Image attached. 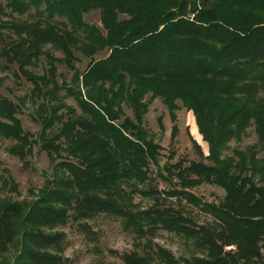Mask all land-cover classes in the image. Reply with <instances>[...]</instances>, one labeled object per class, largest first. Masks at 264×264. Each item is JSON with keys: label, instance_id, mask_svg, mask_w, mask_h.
Returning <instances> with one entry per match:
<instances>
[{"label": "trees", "instance_id": "obj_1", "mask_svg": "<svg viewBox=\"0 0 264 264\" xmlns=\"http://www.w3.org/2000/svg\"><path fill=\"white\" fill-rule=\"evenodd\" d=\"M91 11L100 26L84 22ZM41 58L39 74L30 68ZM80 58L89 59L81 71ZM0 70L31 84L21 97L0 98V137L24 167L36 145L52 163L33 199H0V264H71L56 228L73 220L92 233L83 220L100 213L120 218L137 240L123 264H264V0H0ZM148 95L174 123L177 100L191 111L208 153L193 140L199 159L161 165L143 126ZM28 101L35 135L16 116ZM250 126L257 142L231 149ZM152 165L170 186L163 193ZM203 183L223 198L196 195ZM134 193L153 202L141 207ZM182 202L210 219L197 223ZM158 231L193 252L175 256L153 241Z\"/></svg>", "mask_w": 264, "mask_h": 264}, {"label": "rangeland", "instance_id": "obj_2", "mask_svg": "<svg viewBox=\"0 0 264 264\" xmlns=\"http://www.w3.org/2000/svg\"><path fill=\"white\" fill-rule=\"evenodd\" d=\"M84 22L100 26L99 11H91L85 14ZM106 53L107 51L99 52L95 55V58H102ZM55 54L61 56L59 52ZM88 60L86 58H80L75 63L76 68L79 71L83 70ZM57 66L60 74L67 78L71 77V70L62 64H58ZM44 67L45 61L41 58L39 64L30 69L41 74ZM13 69L14 67L11 68V71ZM11 71L0 70V98L8 96L14 100L16 97L25 95L31 89L29 82L22 78L15 79ZM146 101H148V111L143 116V126L152 136L153 141L161 147L159 158L161 165L167 161L173 164L179 160L188 162L199 159V154L193 144V140L199 145L205 155L208 153L207 143L202 140L201 135L197 131L192 112L184 108L179 100H177L179 108L175 111V123L171 120L169 111L161 99L155 98L149 100L148 95L146 96ZM66 103L75 107L77 111H80L72 97L66 98ZM33 110V105L28 101L16 116L21 121L23 129L35 135L38 126L31 119ZM124 115L129 118L133 117L132 111L127 108H124ZM174 124L176 125V132L172 135ZM256 142V134L253 126H250L245 136L239 142L232 140L229 143V147L231 149L235 147L244 149L248 145L255 144ZM11 143V141L0 137V199L10 197L15 201H30L35 197L33 192H36L44 184L42 172L51 173L52 163L46 152L36 145L33 146L31 155L27 157L30 165L26 168L17 156L8 151ZM171 153H173V157L169 160L167 157ZM261 156H264V149L258 154V157ZM151 170L152 185L160 193L169 189L170 186L166 181L155 177L156 166L152 165ZM3 177H10L15 182L16 191L2 186L1 178ZM192 191L209 202H219L225 194L222 188L207 183L193 188ZM133 201L141 207H146L153 202V198L151 196H142L139 193H134ZM167 201L176 203L174 202L175 198H168ZM182 206L197 223H205L210 219L197 207L187 205L184 202H182ZM83 221L87 223L92 233L80 228L78 223L73 220H69L67 224L56 228V230L63 231L65 234L62 255L67 257L71 261V264H123L120 254L135 249L137 240L134 238L132 231L122 227L120 218L100 213ZM153 241L171 250L177 257L188 256L193 252L190 244H185L181 238L166 231H158Z\"/></svg>", "mask_w": 264, "mask_h": 264}]
</instances>
